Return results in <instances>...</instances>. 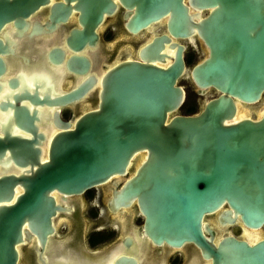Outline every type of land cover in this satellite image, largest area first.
<instances>
[{
	"label": "water",
	"instance_id": "obj_1",
	"mask_svg": "<svg viewBox=\"0 0 264 264\" xmlns=\"http://www.w3.org/2000/svg\"><path fill=\"white\" fill-rule=\"evenodd\" d=\"M63 1L64 5L49 7L50 23H44L48 31L33 22L29 36L50 32L54 23L66 20L72 8L79 13L81 29L70 30L67 47L77 51L85 42L94 45L93 29L101 14H110L114 5L109 0H76L71 6L68 3L75 0ZM47 2L0 0V27L14 19L12 25L21 33L28 25L22 18ZM118 2L126 9L134 6L133 15L124 23L128 32L165 20L167 34L150 37L139 51L142 63L125 61L106 72L100 82L98 108L82 115L73 130L52 137L47 161L39 162V150L31 146L43 139L40 133L34 135L32 125L40 112L32 108L29 116L27 107L15 106V102L64 105L81 97L95 79L86 77L65 95L54 94L52 84L40 77L29 80L34 89L25 85L23 75L7 81L10 89L19 86L1 97L6 101L0 102L6 120L0 124V158L5 149L9 153L0 165L6 167L9 159L18 167L28 164L29 171L22 172L30 175L0 177V264H18V247L31 234L42 249L45 236L52 232L51 217L56 211H68L56 206L51 194L79 195L123 177L129 161L142 150H146L145 161L118 191L112 190L107 202L111 212L135 198L145 217L143 234L153 244L163 241L179 247L193 242L203 259L211 258V264H264V240L249 247L226 237L214 249L213 232L201 224L204 215L220 210L217 221L221 225L233 224L236 216L247 228L264 224V104L255 118L241 109L264 100V0ZM189 7L195 14L189 13ZM202 10H209L203 18ZM193 34L206 46L207 56L189 69V77L200 94L213 89L217 96L197 114L176 115L167 121L183 103L184 92L177 81L186 70L184 47L172 39ZM0 36L4 41L0 55H12L17 44L8 31ZM166 45L174 49L172 56L166 54ZM3 71L0 60V74ZM57 112L52 114L54 127L66 129L69 124L60 122ZM13 125L33 138L10 136ZM31 166H37L34 172ZM16 185L21 193L13 198ZM202 231L209 237L205 239Z\"/></svg>",
	"mask_w": 264,
	"mask_h": 264
},
{
	"label": "flooded vegetation",
	"instance_id": "obj_2",
	"mask_svg": "<svg viewBox=\"0 0 264 264\" xmlns=\"http://www.w3.org/2000/svg\"><path fill=\"white\" fill-rule=\"evenodd\" d=\"M109 1L114 5V9L110 14H101L100 21L93 29V34L96 35L94 45H87L85 42L77 51L68 48L65 41L71 29H81L77 22L79 13L73 11L72 8L66 20L54 23L55 27L50 32L29 36L33 22L39 23L42 30L48 31L44 23L45 21L50 23L49 7L54 3L64 5L63 0H48L46 4L39 5L25 18H22L23 21L28 22V25L21 33L15 31L12 25L14 19L3 23L0 27V34L8 31V37L17 44L12 55L9 53L0 55V60L4 65V71L0 74V82H4V86L0 89V102L6 103L1 97L8 93V90L18 88L19 83L13 89L7 86V81L15 79L18 75L26 77L25 85L30 89H34V86L29 80L33 77H40L52 84L54 94L63 95L75 90L86 77L93 76L95 79L94 84L81 97L64 105L52 107L43 103L41 106L31 105L27 100L15 102V106L27 107L29 116H31L32 108L40 112L34 115L37 122L33 121L32 125L36 128L34 135L40 133L43 139L42 141L37 139L38 145L31 144L32 149L39 150L37 157L39 162L47 161L49 143L56 133L73 130L75 122L82 115L98 108L100 82L106 72L125 61L142 63L139 51L148 44L150 37L153 34H167L164 29L165 20L149 28L140 29L136 33L128 32L124 23L133 15L134 6L126 9L118 0ZM74 2L76 0L69 2L68 5L71 6ZM189 13L195 14V11L189 7ZM208 13L209 10L199 12L202 18ZM194 22L197 21L194 20ZM172 41L184 47L185 69L189 65L191 68L207 56V48L196 34L183 40L172 39ZM0 42L3 46L2 36H0ZM165 51L171 56L174 53V49H169L168 45L165 46ZM21 57L27 62L22 61ZM181 78L178 79L177 85L183 89L184 100L177 110L168 115L167 121L176 115L197 114L206 101L217 96L213 89H207L200 94L189 74H187V81L182 84ZM189 93L191 99L188 98ZM56 110H58V120L69 124L66 129L54 127L52 114ZM71 115L73 119L69 121ZM5 120V111H0V124H4ZM2 136L3 134L0 133V138ZM10 136H19L26 140L33 138L30 133L21 131L14 125ZM8 153L5 149L0 162L8 156ZM145 158L146 150L137 152L129 161L127 172L123 177L110 179L79 195L62 196L56 192L51 194L55 205L68 211H56L51 217L52 232L45 236L42 249L37 244L34 234L30 235L27 242L19 245L18 264H211V258L203 259L200 256V248L193 242H184L179 247H170L163 241L158 246L153 244L143 234L145 217L140 213L135 198L126 207L119 206L113 212L108 209L107 202L112 199V190L118 191L122 184L133 176ZM35 168L37 166H31V172H34ZM26 170L29 171L28 164L18 167L9 159L6 167L0 165V177L6 173L16 177L30 175V172H22ZM111 181L114 185L110 183ZM14 192L13 198L21 193L19 185L15 186ZM225 209H227L226 206ZM221 212L222 210L204 215L201 220V224H205L206 228L213 232L210 243L214 249L219 241L226 237L243 242L249 247L264 240V224L254 229L247 228L236 216L233 224L221 225L217 221ZM202 234L205 239L209 237L203 231ZM36 251L40 252L39 258L43 260L42 263L37 259Z\"/></svg>",
	"mask_w": 264,
	"mask_h": 264
},
{
	"label": "rangeland",
	"instance_id": "obj_3",
	"mask_svg": "<svg viewBox=\"0 0 264 264\" xmlns=\"http://www.w3.org/2000/svg\"><path fill=\"white\" fill-rule=\"evenodd\" d=\"M155 33V32H154ZM153 34V33H152ZM199 61V60H198ZM191 65H189L188 67H186L185 70V74L184 76L181 78L180 82L181 84L184 83L185 81H187V74H188V70L190 68ZM188 98L191 99V95L189 93ZM264 104V100L260 101L259 103L255 104V105H251V106H245V108H241V109H246V113L252 117L255 118L256 114H257V110ZM264 111V109H263Z\"/></svg>",
	"mask_w": 264,
	"mask_h": 264
}]
</instances>
